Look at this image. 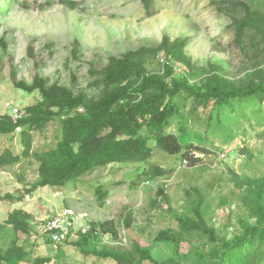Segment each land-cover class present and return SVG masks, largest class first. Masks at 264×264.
I'll use <instances>...</instances> for the list:
<instances>
[{
    "label": "rangeland",
    "instance_id": "374dc122",
    "mask_svg": "<svg viewBox=\"0 0 264 264\" xmlns=\"http://www.w3.org/2000/svg\"><path fill=\"white\" fill-rule=\"evenodd\" d=\"M73 1L80 3L79 9L67 8L57 0H7V11L0 16V116L11 117L16 109L25 116L26 108L40 101L38 92L28 94L15 86L13 71L19 81L30 83L39 75L51 84L94 97L99 91L91 86L92 69L131 49L158 46L165 36L185 42L184 52L199 76L205 70L220 69L228 78L240 80L245 69H251L253 45L248 39L246 50L234 45L229 20L209 0H156L150 11L136 0ZM161 65L155 62L149 70L160 71ZM176 65L178 73H187L185 66ZM191 108V103L181 107V118H176L168 131L180 136L184 145L193 143L206 153L195 151L197 160L192 162L185 150L170 156L151 141V164L171 171L152 181L144 173L149 169L146 165L114 164L66 188L33 191L39 180L36 155L56 149L62 134L60 122L54 120L44 131L31 133L28 157L23 155L24 130L0 135V251H6L16 237L13 227L6 224L15 211L31 215V238L19 241L29 253L22 264H116L94 255V249L102 251L119 243L130 248L134 241L163 258L170 251L156 243V236L162 230L176 229L178 216H195L200 201L208 223L219 233L233 235L239 220L248 216L238 179L264 177V101L250 98L232 104L220 112L221 123L211 130L209 116L200 112L203 119L196 118L197 114L190 115ZM214 116L216 124L218 113ZM182 119L186 121L184 130ZM185 130L188 132L183 135ZM16 157L19 162L10 163ZM101 188L107 192L103 205L97 195ZM161 189L168 200L158 195ZM68 209L88 213L92 224L113 221L119 243L111 236L95 235L90 237L88 252L77 247L80 236L58 247L52 245L43 234L45 221ZM129 212L133 216L130 230L124 223Z\"/></svg>",
    "mask_w": 264,
    "mask_h": 264
},
{
    "label": "trees",
    "instance_id": "16d2710c",
    "mask_svg": "<svg viewBox=\"0 0 264 264\" xmlns=\"http://www.w3.org/2000/svg\"><path fill=\"white\" fill-rule=\"evenodd\" d=\"M61 5L77 10L80 3L73 0H57ZM146 10H152L156 0H136ZM229 20L228 29L234 33V45L246 50V39L255 53L251 69H245L240 80L228 78L222 70H205L201 76L193 72L192 61L185 54L182 39L172 41L165 36L160 45L131 49L120 56H112L102 67L92 69L94 89L98 96L86 92L76 93L60 84H51L37 75L32 82L17 80L15 86L28 94L38 92L40 101L28 108L23 119L14 121L10 116H0V135H12L22 128L23 155L32 150V132H42L54 120L61 124L62 134L56 149L37 154L40 162L39 180L32 190L45 187L66 188L100 168L114 164H143L149 167L145 175L152 181L170 174L171 171L151 164L153 150L150 142L170 156L183 153L192 162L196 152L204 155L206 149L193 143L184 145L181 137L168 131L173 121L181 118V107L191 103L190 115L207 114L208 130L221 123L220 112L232 104L257 98L264 101V0H209ZM10 2V1H9ZM7 0H0V16ZM6 49V47H5ZM33 52V48L29 50ZM164 55L162 70H149ZM176 64L187 68L178 73ZM201 77V78H200ZM200 78L197 81L193 79ZM218 113L215 124L214 115ZM215 118V119H216ZM203 119V118H202ZM185 119L180 122L184 130ZM187 125V123H186ZM188 131L185 130L183 135ZM4 158H1L5 165ZM19 162L16 157L12 162ZM241 202L248 212L239 220V229L231 233H219L204 217L202 202L194 209L195 216L177 218L176 229L159 232L155 241L168 247L170 254L163 258L154 256L149 247L134 241L130 248L119 245V232L113 221L92 224L88 235L80 233L76 243L88 252L90 237L111 236L119 243L105 246L93 254L116 264H264V177L239 178ZM103 205L107 192H97ZM158 195L168 200L164 189ZM127 229L133 227L132 213L126 214ZM7 225L12 226L16 237L11 246L0 251V264H22L28 254L20 239L28 242L32 234L31 215L24 211L10 214ZM49 241L52 243L50 237ZM68 242L64 243L67 244ZM187 251L184 253L183 249Z\"/></svg>",
    "mask_w": 264,
    "mask_h": 264
},
{
    "label": "built area",
    "instance_id": "2783aa9c",
    "mask_svg": "<svg viewBox=\"0 0 264 264\" xmlns=\"http://www.w3.org/2000/svg\"><path fill=\"white\" fill-rule=\"evenodd\" d=\"M158 60L161 64L166 62L164 55H159ZM11 118L18 121L24 118V113L19 109L15 110V114ZM22 131V128H17ZM188 161L185 160V163ZM165 184V183H164ZM168 187V185H166ZM88 213H76L72 209L66 210L64 213L45 221L43 234L52 239V245L58 247L61 244L71 241L74 237H79L80 233L88 235L92 232V221ZM89 221V222H88Z\"/></svg>",
    "mask_w": 264,
    "mask_h": 264
}]
</instances>
